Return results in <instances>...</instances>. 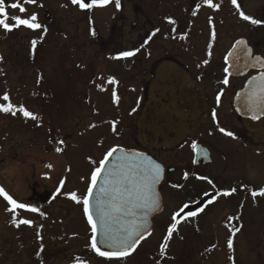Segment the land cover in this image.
I'll return each instance as SVG.
<instances>
[{
  "label": "rangeland",
  "instance_id": "1",
  "mask_svg": "<svg viewBox=\"0 0 264 264\" xmlns=\"http://www.w3.org/2000/svg\"><path fill=\"white\" fill-rule=\"evenodd\" d=\"M155 2H150L147 7H152ZM212 2L220 5L219 10L208 7L204 0L195 1L193 12L196 14L182 20L186 25L177 34L180 38H174L173 42L159 39L154 44L145 43L136 56L129 59L107 58L97 49V41L90 29L91 26L99 27V36H105L102 35L103 23L100 20L104 19L111 25L113 13L111 11L112 16L107 20L109 9L92 13L81 10L71 0H37L25 13L16 12L14 16L27 18L35 13L38 22L47 24V33L43 29L31 30L23 26L10 32L0 28V104L23 105L37 117L33 120L20 113L13 116L0 112V156L18 154L17 158L6 159L0 165V187L21 203L24 189L33 178L38 180L42 167L45 179L41 182L46 188L54 191L60 187L57 194L53 193L54 200L58 202H53L51 209L54 212V208L60 207L62 202L65 213L60 211L57 217L62 224H55V217L49 221L62 243L60 248L48 250L57 252L62 258L66 255L59 264H89L86 258L78 256L87 249L85 242L90 228L82 214V203H76L70 194L75 192L82 200L91 171L98 166L104 153L113 146L138 147L136 137L147 151L152 150V140L158 129L156 122L160 121L159 132L164 139L166 130L169 126L173 127L175 118L181 115L179 107L182 111L189 109L182 94V79L185 78L180 65L183 64L184 68L192 66L199 73L196 66L204 65L203 61H208L209 54L218 53L221 47L225 54L238 37H250L253 42L264 33V26L252 25L239 15L243 11L252 18L261 19L264 0H237L239 8L231 0ZM47 11L51 15L49 20L43 17ZM93 17L95 24L90 23ZM159 20L166 27V22L162 18ZM8 22L13 23L12 20ZM33 40L36 41L34 49ZM130 40L133 45H129L126 51L138 49L137 42L141 38L136 36V32L124 37L128 44ZM41 54L45 59L40 62L41 65H31L30 61H26L31 57L40 59ZM168 55L175 56L174 59L179 56V64L164 60ZM156 62L161 64L153 67ZM110 77H114L117 83H108ZM143 88H147L144 94ZM113 90L118 102L113 100ZM5 94L9 96L8 101L3 100ZM213 102L216 104V101ZM42 105L44 108L41 110L39 107ZM204 110L205 123L196 117L189 121L187 128L193 127V132L188 135L186 147L210 130H216L212 111L206 116ZM113 121L116 122L115 132L112 130ZM240 125V132L247 130L251 137L245 140L247 148L241 143L233 145L237 154L229 155L230 138L215 136L212 145L218 154L226 155L224 164L227 166L217 154L218 157H214L219 161L208 167L211 172L215 170L213 175L231 170L234 181L238 182L237 194L228 199H217L206 206L202 215L184 222L179 236L168 243L162 264H264V195L259 194L264 189V118L253 123V128L243 123ZM169 138L166 140L174 143ZM248 144L251 146L248 147ZM162 146L167 147L165 140ZM57 147L62 151L57 152ZM22 161L28 167H24ZM61 181H64L63 185ZM191 184L195 186V182ZM202 185L196 183L189 194L190 199L178 198L180 201L176 204L173 202L175 194L165 193L164 211L157 217L154 235L144 241L134 255L126 260L108 262L90 257V264H152L149 255L143 256V249L146 247L151 255L159 253L165 228L163 224L169 220V214L182 202L198 200L201 195L197 192L205 190ZM253 192L257 193L255 197ZM177 195L182 196L179 191ZM68 203L75 208L74 215L71 208L67 209ZM10 207L0 196V224L8 225L11 234L17 237L24 233L25 227L21 225L17 228L11 223L13 213L6 210ZM195 208L192 206L191 211ZM66 213L73 217L68 219ZM16 216L21 219L19 209H16ZM229 217L235 219L230 221ZM236 227L241 230L233 237L234 246L230 250L227 240ZM48 232L51 233L43 230V233ZM2 233L4 229L0 226ZM78 235H82L78 241L79 253L78 246L75 248ZM47 242H50L49 238ZM48 245L51 247L50 243ZM86 245L89 246L88 241ZM72 255L77 258L73 259ZM85 255L88 254L85 252ZM159 255L155 257L156 261H159ZM48 257L51 258V254L48 253ZM51 259L54 264L55 259Z\"/></svg>",
  "mask_w": 264,
  "mask_h": 264
},
{
  "label": "flooded vegetation",
  "instance_id": "2",
  "mask_svg": "<svg viewBox=\"0 0 264 264\" xmlns=\"http://www.w3.org/2000/svg\"><path fill=\"white\" fill-rule=\"evenodd\" d=\"M154 0H121V7L117 9L115 0H111V2L103 7H94L92 8L91 11L92 13L94 11H103V10H110V15L107 16V20L109 17H111V11L113 13L112 18L110 19L112 22L111 25H108V21L104 22V19L100 20L102 21V35L104 37H100L99 34H101V31L95 27L91 26V33L93 34L94 39L97 41L96 44L98 45L97 49L100 50L104 56L107 58L116 57L119 55L120 52L126 51L127 47L129 45H133L132 41L130 40V44L124 41V37L126 35H131L133 32H136V36L138 38H141L139 42H137L138 49L141 48L143 44H145V41L147 43H157L159 42V39H163L168 41H174V38H180L178 37V33H181V31L184 30L185 23H182V20L186 18L188 15H193V8H194V3L197 0H155V4L151 6H148L150 2ZM13 2H16V0H6V10L9 14V16H14L17 15L16 12L18 13V9H12L10 7H7L8 4H11ZM85 2H90V0H85ZM21 3H23V0H21ZM31 4H24L23 6L27 9L30 7ZM78 6V5H76ZM79 7V6H78ZM25 11V12H26ZM24 12V13H25ZM46 20H49L51 18L48 17L46 18V12L44 13L43 16ZM97 17V16H95ZM160 18L164 22H166V27H164L160 23ZM168 18H171L172 20L175 21V23H169ZM261 20H264V13L262 14ZM95 24V18H91L90 23ZM107 24V27L105 25ZM44 27H47L46 23H41ZM98 24H100L98 22ZM264 26V25H262ZM97 28V30H96ZM159 29L157 32L156 30ZM42 30V29H41ZM155 33V35H153ZM248 44L251 46L253 54L254 55H260L261 57L264 58V33L261 36L256 37V40L253 42L250 41V37L247 38ZM217 44V43H215ZM232 45V43H231ZM42 53V52H41ZM41 54V58L37 59L36 57H31L27 59L26 61H30L31 65L34 64H40V62H44V58ZM224 56L225 54L223 53L222 47L219 50L218 53L212 55L209 54L208 57V63L204 65H199L196 66V69L199 71V73H196L193 70L192 66H187L184 68L183 64L180 65L183 69L181 70L183 72V78L182 79V94L184 97V103L185 105L189 106L188 110H181V107H179L180 110V116L175 118V122L173 127L169 126V128L166 130V136L163 139L161 137V133L159 132V127H160V121H157V127L156 128V135L153 137L152 140V150H146L145 147L141 146L142 141L140 139L138 140V137L135 138V144L140 145L138 147H132V148H138L140 150L146 151L150 153L155 160H157L162 166L164 170V177L163 180L161 181L159 185V191L160 194L162 195L163 198V209H164V195L165 193L168 194H175L173 196V202L178 203L180 199H190V193L194 188L196 187V183L198 184H203L202 186L205 188V190H202L199 193L201 196L198 197V200L194 201H189V202H182L179 207L183 203H189L190 204V209L192 206H196L193 211H197L198 215H202L204 211L206 210L207 201L209 197H205L204 193L208 192L210 194H215L217 192H224V191H230L231 189H236L234 193H232L229 196H217L216 198H229L233 196L234 194H237V189H238V182L236 183L234 180L235 177L231 172L229 171H220L219 173H216L213 175L212 173H215V170L211 172L208 167L210 165H213L216 161V157L220 156L221 162L224 164L226 160V155H223L221 153L218 154L216 151V148L212 145L213 141L216 138H213L215 136L220 135L221 137H228L230 138V143H229V152L230 153H235L237 154V149L233 145H238L241 143L245 148H247L245 140L250 139V135L245 131V132H240V129L242 128L240 123H243V125H252L253 123L256 124L257 122H253L252 120H244L238 118V116L235 114L233 108H232V99L234 94L237 92V90L241 89L245 80L251 76L256 74L258 71L251 69L248 74L244 76H239V77H229V83L228 85H224L222 83L223 79L225 78V63H224ZM175 57V56H174ZM174 57H170L169 55L166 56L164 60H167L168 62H174L179 64L180 57L178 56L177 58L174 59ZM129 59V58H127ZM117 60V59H114ZM179 60V61H178ZM22 61V60H21ZM24 62V60H23ZM162 62V61H161ZM161 62H156L153 67H158ZM36 64V65H37ZM41 65V64H40ZM39 73H41L39 71ZM199 77V79H197ZM241 81V83H240ZM147 88H143V94L146 92ZM191 90L192 93L189 91ZM221 100L219 105L214 104L213 101H216V95L218 93H221ZM42 98H44V94H42ZM214 104V105H213ZM44 106L42 105L39 107V109H43ZM201 109V110H200ZM205 109V110H204ZM213 109L216 110L217 113V118L214 120L213 117L212 121L213 123L216 124V130L212 131L210 130L204 137H200L198 139H195L192 141L189 147H186V143L188 142V135L190 132L192 133L193 127L190 126L188 129L187 127L189 124V121H191L192 117H196L200 119L201 121H204L205 117L202 112L204 110L205 115H211V111ZM191 111V112H190ZM202 116V119H201ZM207 116V115H206ZM184 118V119H183ZM241 121V122H240ZM205 123V121H204ZM190 125V124H189ZM181 127V128H180ZM223 127L227 131L233 132L234 136L229 137L224 135L219 131V128ZM180 128V129H179ZM186 128V131L184 132L183 129ZM253 128V126H251ZM183 132V133H182ZM187 133V134H186ZM171 138L174 143H169L166 138ZM169 138V139H170ZM181 140L179 141V139ZM170 139V140H171ZM167 143V147L162 146L163 143ZM244 141V142H241ZM193 144H195V147H193ZM251 146L248 144V147ZM131 148V147H130ZM186 148V149H185ZM208 151V158H210L209 162L207 163H200L196 164L194 163L195 161V156L196 152H205ZM1 152V150H0ZM201 153H199L198 159H200ZM218 154V156H217ZM18 157V154H11L7 153L6 156H0V165L4 163L6 159H15ZM207 158V157H206ZM225 158V159H224ZM202 161V160H200ZM22 165L24 167H28L24 161H22ZM38 164L42 165L41 162ZM225 167L227 166L224 164ZM219 166H221V163L219 162ZM218 168V167H217ZM39 172V178L38 180H35L34 178L32 179L31 183L27 185V188L24 189V193L22 196V201L21 203H25L29 206V208H35L37 211L32 212L30 210H25V209H19V213H22L21 219H29L33 223L31 226L24 225L25 230L24 233H20L17 237L13 236L10 232V229L8 225L5 224H0L1 227L4 229V233L0 234V264H53L52 259H55L54 264H59L62 262L63 258L66 257V255L62 258L60 257L57 252H51L48 251L49 249L54 247V250L58 247L60 248L61 246V241H60V235H57V231L54 230L53 225H50V221L53 217H55L57 225L62 224V220L60 218H57L60 214V211L62 214L65 213V210H62V202L60 203V207L57 206V208H54V212H52L51 206L53 202H58V200H54L53 193L55 194L58 193L57 189L54 191H49L44 182H41L42 179H45L43 177V172H44V167L40 168ZM231 172V173H230ZM185 173L188 174L187 179H185ZM225 173H230L226 174ZM197 176H203L207 177L208 180H211L212 183L209 184L208 180H201L197 179ZM195 182V186L191 183ZM172 184L176 185H182V187L178 188H173L171 187ZM193 187V189H191ZM243 187V186H241ZM211 191H207V190ZM178 191L181 193L182 196H178ZM180 198V199H178ZM216 199V200H217ZM215 200V201H216ZM196 201H199V203H196ZM215 203V202H213ZM212 203V204H213ZM178 207V208H179ZM68 208H71V211H73V215L75 214V208L72 207L68 203ZM177 208V209H178ZM199 208H204L203 212H199ZM82 214L84 216L83 212V204H82ZM171 209V213L169 214V220L164 222L163 225H165V228L163 230V239L160 240V245L162 243L166 244V247H168V243L173 241L175 237H178L179 235V230L181 226H183L184 222L187 220L193 218H188L187 220H181L180 224L178 225V231L174 232L172 235V238L168 241L164 240V237L167 233V228L171 222V215L174 211L177 210ZM164 210L159 215H162ZM72 216H69L67 213L65 216L68 219H71ZM157 215L152 219L153 223V228H152V233L151 235L144 241H147L148 239L152 238L154 235V226L157 220ZM195 216V217H197ZM54 219V218H53ZM52 219V220H53ZM54 224V225H55ZM52 226V227H51ZM46 231H51V233H43V230ZM39 233V236H38ZM75 238V242L77 245L75 248H78L77 253H79V244L78 241L79 239H82V235H78ZM91 237V234L89 238ZM50 240V242H47V240ZM89 238L86 240L88 241L89 244ZM74 240V238H72ZM85 240V241H86ZM33 241V242H32ZM84 241V240H83ZM87 241L85 242V248L84 254L79 253L78 257H83L87 259V263L90 264V257L96 258L99 261H104L108 262V260L101 259L97 256H95L90 249V244L89 246L86 245ZM143 241V242H144ZM35 242V243H34ZM47 242V243H46ZM142 242V243H143ZM48 243L51 244V247H49ZM141 243V244H142ZM140 244V245H141ZM138 246V248L140 247ZM137 248V249H138ZM158 248V246H157ZM159 253V261L155 260V257L158 256V254L151 255L152 253L146 250V247L143 249L144 252V257L149 255L150 257V263L152 264H162L164 260V254L161 255L160 248ZM157 249V250H158ZM82 252V251H81ZM85 252L88 254L87 256L85 255ZM39 253V254H38ZM48 253L51 254V258L48 257ZM80 254H83V256H80ZM73 257V255H72ZM50 258V259H48ZM60 258V259H59ZM76 259L77 257L74 256L73 259Z\"/></svg>",
  "mask_w": 264,
  "mask_h": 264
},
{
  "label": "snow or ice",
  "instance_id": "3",
  "mask_svg": "<svg viewBox=\"0 0 264 264\" xmlns=\"http://www.w3.org/2000/svg\"><path fill=\"white\" fill-rule=\"evenodd\" d=\"M111 0H90V2H85V0H71L73 5H78L81 10H91L94 7H103L108 5ZM205 4L210 8H215L219 10V4H213L212 0H204ZM37 0H16L11 4H8L7 7L12 9H18L20 13H24L26 8L24 4H36ZM231 3L239 8L237 0H231ZM117 9L121 7V0H115ZM196 13L193 12V15ZM240 17L249 21L252 25L260 26L264 25V20L252 18L249 15H246L243 11L239 12ZM12 20L13 23L8 21ZM169 23H175L174 20L168 18ZM25 27L31 30H40L43 29L44 33H47L48 29L44 27L40 22H38V17L35 13L28 16L27 18H22L21 16H9L6 10V0H0V28L10 32L14 28ZM157 32L159 29L156 30ZM94 34V33H93ZM155 35V33H153ZM215 33H213V37ZM147 43V41H145ZM237 44H244L243 40H238ZM33 49L36 47V41L31 42ZM140 49L134 51H122L118 56L113 57V59H127L136 56ZM258 63L261 62L259 56L255 57ZM228 57H225V62L227 63ZM204 64H207L208 61H203ZM199 67V65H197ZM228 68H224V72L228 73ZM199 79V77H197ZM254 80L256 78H253ZM259 79L264 82V73L261 74ZM108 83H117L114 77H110ZM222 83L228 85L229 80L227 75L223 79ZM261 91L264 92V83H262ZM113 100L118 102V97L116 91L113 90ZM221 93L216 95V102L219 105L221 100ZM4 101L9 100L8 94L3 96ZM260 107L258 103L256 105ZM135 111V109H133ZM0 112L5 114H11L16 116L17 113L22 114L25 118H31L36 120L37 117L33 115L25 106L21 105L19 107L14 106L11 103L0 104ZM212 117L215 120L217 118L216 110L213 109ZM252 119H260L259 115H254ZM112 130H116V122L113 121ZM90 127H95V125H90ZM219 131L226 136L233 137L234 134L231 131H227L225 128L220 127ZM60 143H63L62 141ZM195 147V144H193ZM57 152L62 151L61 148H56ZM119 152L120 155L116 157L117 163L113 165L104 175V184L108 187L101 188V194H103L104 199H97V216L98 220L93 218V214L90 210L91 198L94 194V188L98 183V177L101 176L104 169L107 168L108 162L113 157L115 153ZM91 160V158H89ZM95 164V161H91ZM49 167H51L49 165ZM163 169L159 163L147 158L144 156V153L138 151H130L120 146L110 147L103 155V158L99 160L98 166L94 167L91 171L90 182L87 187V191L84 194L82 200L77 197L75 192L70 194V198L76 203L83 204V212L86 217L87 223L90 226L92 233L90 239V247L98 256L106 258L108 260H126L131 256L141 244L143 240H146L148 236L151 235L150 226L147 225V217L150 212L156 211L161 207V198L159 193L156 190V186L160 183L162 179ZM188 174L185 173V179H187ZM197 179L208 180L207 177L197 176ZM63 185L64 181L60 182ZM208 183L211 184L212 181L208 180ZM171 187L178 188L182 185L172 184ZM59 192L60 189L58 188ZM236 189H231L230 191L217 192L215 194H210L208 192L204 193L205 197H209L207 204H212L215 202L217 196H229L234 193ZM264 195V189L259 193ZM252 195L255 197L256 192H253ZM0 196H2L9 205L10 208L6 209L13 213L11 223L19 228L21 225H32V221L29 219H17L16 209H25L32 212L37 211L35 208H29L25 203L17 202L12 198L2 187H0ZM199 203V201H196ZM189 203H183L176 211L171 215V222L167 228V233L164 237L165 241H168L172 238L174 232L178 231V225L181 220H187L188 218L195 217L198 215L197 211H191ZM204 208H199V212H203ZM140 212L143 215L142 222H137L136 215ZM122 214L124 217H132L129 221L121 220L120 216L117 214ZM230 221L235 219V217H229ZM114 224H118V227H114ZM143 229V230H141ZM240 228L236 227L231 230V235L227 240V247L231 250L234 246L233 237L236 233L240 232ZM39 236V233H38ZM104 245L107 250H101L98 246ZM166 250V244L162 243L160 245L161 255L164 254ZM39 254V253H38ZM231 259V257H230Z\"/></svg>",
  "mask_w": 264,
  "mask_h": 264
},
{
  "label": "water",
  "instance_id": "4",
  "mask_svg": "<svg viewBox=\"0 0 264 264\" xmlns=\"http://www.w3.org/2000/svg\"><path fill=\"white\" fill-rule=\"evenodd\" d=\"M48 16V14H47ZM238 40H243L245 43L244 44H237L236 42ZM228 57L227 63L225 62L224 58V63L225 67L228 68V73L226 74L227 77H239V76H244L246 75L251 69L257 70L258 72L254 75H251L243 84V87L236 92V94L233 97L232 105L233 109L235 110L237 116L241 119H250L252 121H258L259 119H252L254 115H259L260 119L264 117V92L261 91V85L262 82L259 77L261 76L262 73H264V59L260 55H253V51L251 46L248 45L247 39L241 37L238 38L226 54ZM225 56V57H226ZM259 56L261 58V62L258 63L255 59V57ZM253 78H256L255 80ZM260 104V107H257V104ZM130 151H138L142 152L139 150H134V149H127ZM144 153V156L155 161L158 163L150 154ZM199 153L201 152H196L195 156V161L194 163L200 164V163H207L209 162L210 158H208V151H205L201 153L200 159H198ZM120 153L117 152L113 155V157L110 159L108 162V166L106 169H104L103 173L101 174L100 177H98V183L96 184L94 188V194L91 198V203H90V210L93 214V218L98 220L99 217L97 216V199L103 200V194H101V188L102 187H108L107 185L104 184V175L112 169L113 165L117 163L116 157L119 156ZM207 157V158H206ZM202 160V161H200ZM162 167V166H161ZM163 169V167H162ZM163 180V172L161 174ZM160 181V183H161ZM160 183L156 186V190L160 195L161 198V207L153 212H150L147 217V225L150 226V230L152 232V219L155 217L157 214H159L162 211V197L159 192V185ZM120 216L121 220L124 221H129L132 219V217H124L122 214H117ZM137 222H142L143 220V215L142 213L138 212L136 215ZM114 227H118V224H114ZM143 230V229H141ZM98 246L101 248V250H107L104 245L98 244Z\"/></svg>",
  "mask_w": 264,
  "mask_h": 264
}]
</instances>
